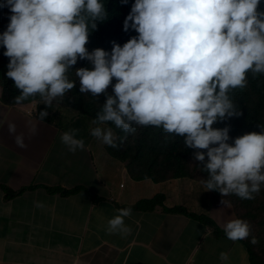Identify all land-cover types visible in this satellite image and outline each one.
<instances>
[{
  "label": "clouds",
  "instance_id": "1",
  "mask_svg": "<svg viewBox=\"0 0 264 264\" xmlns=\"http://www.w3.org/2000/svg\"><path fill=\"white\" fill-rule=\"evenodd\" d=\"M263 6L264 0H3L0 7L9 13L6 28L0 32V47L9 58L4 75L19 90L14 97L17 103L35 95L42 100L32 102L27 110L18 109V115L49 124L55 135L53 123L63 112L86 120L89 128L84 133L65 126L59 130L58 140L69 152L85 149L106 155L119 162L130 178L126 163L107 148L123 152L133 146L137 137L127 133L137 127L142 132H156L165 141L169 135H180L184 146L197 149L193 158L166 161L157 156L155 166L162 171L159 181L131 179L179 186L188 179L179 169L198 161L207 173L203 179L207 190H216L223 197L234 194L253 199L264 187V127L258 124L259 132L230 137V125H213L239 116V106L230 93L248 89L249 73L264 74ZM98 21L134 35L122 44L110 41V50H89V34ZM78 60L90 65L74 69L79 92L95 99L105 96L98 111L63 108L53 102L76 84L68 73ZM7 108L14 110V106ZM8 119L13 142L19 148L27 147L15 118L9 115ZM29 131L34 133L35 128ZM173 145L179 146L175 140ZM53 188L48 190L54 193ZM0 189L5 201L17 193L7 186ZM78 189L65 192L72 195ZM84 191L91 202L102 200L88 189ZM152 200L165 205L171 202L164 191L145 202ZM228 203L222 200L223 205ZM34 204L43 206L40 201ZM172 209L200 217L185 208ZM131 212L130 207L116 209L117 214L106 222V231L129 232L124 218ZM221 226L229 240L247 238L248 245L250 238V243H256L246 219H227ZM219 261L229 264L228 254L221 251Z\"/></svg>",
  "mask_w": 264,
  "mask_h": 264
},
{
  "label": "crops",
  "instance_id": "2",
  "mask_svg": "<svg viewBox=\"0 0 264 264\" xmlns=\"http://www.w3.org/2000/svg\"><path fill=\"white\" fill-rule=\"evenodd\" d=\"M9 115L18 132L26 126L27 147L5 140ZM53 125L56 135L49 124L19 116L0 99V187L17 192L5 201L0 189V264H220L221 251L229 264H252L247 238L225 237L221 225L230 217L212 190L189 179L179 186L136 182L119 162L96 150L69 152L58 140L65 126L84 133L86 120L63 112ZM53 187L81 191L61 195L48 190ZM86 189L102 200L91 202ZM159 191L168 194L169 204L145 202ZM121 207L132 209L124 218L130 231H106Z\"/></svg>",
  "mask_w": 264,
  "mask_h": 264
},
{
  "label": "trees",
  "instance_id": "3",
  "mask_svg": "<svg viewBox=\"0 0 264 264\" xmlns=\"http://www.w3.org/2000/svg\"><path fill=\"white\" fill-rule=\"evenodd\" d=\"M2 2L3 0H0V3ZM8 14L7 8L0 7V32L6 28ZM132 35H134L133 31L125 32L110 28L104 25L102 21H98L97 28L89 34V41L86 47L89 50L95 47L110 50V41L115 40L122 44ZM3 52L4 48L0 47V99L3 104L14 106L16 111L18 109L24 111L30 107L32 102H41L39 95L29 97L19 103L14 100V97L19 95V90L15 88L13 81L4 75L9 58L4 56ZM83 66L90 65L86 60H78L77 64L72 66L73 71H70L68 76L69 79L76 80V84L73 89L68 90L64 97L57 98L53 102L63 108L69 107L76 110L94 108L98 111L100 105L104 102L105 96L101 94L95 99L90 93L82 94L79 92V80L74 75V69ZM247 81L249 87L245 92L234 89L230 93L234 102L239 106L240 115L213 125L214 127H223L225 124L230 125V137H236L245 132H259L258 124L264 127V74L249 73ZM107 91L111 92L110 86ZM127 135L137 137L133 146L128 147L123 152L112 148H107V150L111 155L126 163L128 173L134 180L150 178L153 181H159L162 171L158 166H155L157 156L162 160L177 161V159L184 156L193 158L192 154L197 151V149L184 146L183 137L180 135L176 137L169 135L168 140L165 141L164 137L156 132H142V127H137L135 132L127 133ZM5 140L13 139L8 136ZM174 140L179 144L178 147L173 145ZM157 152L161 153L158 155ZM201 169V162L196 161V165L187 164L179 169V172L185 178L199 181L205 186L203 179L207 177V173ZM6 191L9 195H12V192ZM212 191L231 204L236 217L246 219L249 222L251 236L256 238V243L254 244L250 243V238L247 240L250 259L253 264H264V187L254 194L253 199H241L234 194L223 197L218 191Z\"/></svg>",
  "mask_w": 264,
  "mask_h": 264
},
{
  "label": "rangeland",
  "instance_id": "4",
  "mask_svg": "<svg viewBox=\"0 0 264 264\" xmlns=\"http://www.w3.org/2000/svg\"><path fill=\"white\" fill-rule=\"evenodd\" d=\"M24 129H25V130H24V133H25V134H28V130H26V126H24ZM125 165H126V164H125ZM33 188H34V186H33ZM53 189H54V193L59 192L58 194H61V195H68V194L65 192V190H63L62 188H53ZM79 191H81V189H78V190H76L75 192L78 193ZM219 200H220V198H219ZM223 200H225V199H223ZM225 201H227V200H225ZM216 204H219V207H223V208H225V206H224L220 201H217ZM226 208H227V210H225V214H226L227 216H229L230 219H232V218H237V217H236V214H235V212H234V209H233V207L231 206L230 203L227 204ZM51 234H52V233H51Z\"/></svg>",
  "mask_w": 264,
  "mask_h": 264
}]
</instances>
